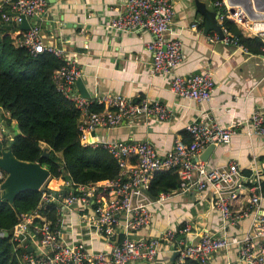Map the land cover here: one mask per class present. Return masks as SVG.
I'll return each mask as SVG.
<instances>
[{
	"label": "built area",
	"instance_id": "obj_1",
	"mask_svg": "<svg viewBox=\"0 0 264 264\" xmlns=\"http://www.w3.org/2000/svg\"><path fill=\"white\" fill-rule=\"evenodd\" d=\"M215 0L213 4L220 12L223 41L244 47L237 36L223 26L225 17L233 20L248 35H256L264 41V0ZM123 10L111 17L107 26L120 31L148 30L152 38L147 46L152 52L151 70L153 73L167 75L171 90L180 97L199 102L209 100L216 90L214 74L210 70L191 74L177 72L184 53L182 41L167 37L176 12L172 0H123ZM47 0H0L2 18L20 24L23 17L30 26L23 30L18 38L21 45L32 52L49 50L64 58V64L54 72L58 88L75 101L85 117L80 124L81 141L85 145L101 144L119 161L120 171L113 179L94 183H77L64 181L59 189L43 188L38 206L31 212L19 214L18 222L11 232V241L18 251L21 264H129L140 260L154 262L159 252V239L171 241L177 255L172 264H188L187 259H197L201 264H212L216 251L238 246L239 260L245 264L264 263V212L258 213L247 232L242 236L228 234V227L236 225L239 220L258 205L263 195V178L259 168L252 175V184L247 188L250 193L249 206L244 213H234L231 208L233 199L238 197L239 178L243 173L236 161L224 166L210 165L200 158V153L210 144L229 143L235 133V127L225 125L212 117H197L188 121L185 130L190 138L176 136L172 147L162 151L150 140L135 139H98L92 133L100 127H119L136 117L155 118L158 121L172 117L171 108L160 99L142 97L133 100L121 93L106 92L95 96H84L76 91L74 85L81 77L77 59L64 55L65 51L51 43H45L40 25L33 17L44 13ZM246 6V8L244 7ZM234 9V11H231ZM13 11V14L11 13ZM196 25V23H194ZM215 38H219L215 33ZM97 101L107 109L105 112L91 111L89 105ZM252 130L264 135V111H254L250 117ZM134 155L136 163H126L125 157ZM174 169L180 178L178 190L204 191L214 189L213 204L220 216L222 234L207 231L197 232L198 239H186L191 232L190 221L165 228L159 239L143 236L134 237L132 233L151 223L153 215L149 208L151 202L167 199L171 193H161L157 198L147 192L150 173ZM241 177V178H242ZM62 184V185H63ZM42 187V186H41ZM175 192V191H174ZM57 202L58 217L49 219L44 213L50 202ZM94 204L96 218L84 217L86 231L94 229L98 235L112 233L110 227L121 224L124 236L113 240L111 250H91L86 241L67 238L64 233L65 209L73 205L87 208ZM5 230L0 229V235ZM114 235V233H113ZM109 236V235H108ZM115 236V235H114Z\"/></svg>",
	"mask_w": 264,
	"mask_h": 264
},
{
	"label": "crops",
	"instance_id": "obj_2",
	"mask_svg": "<svg viewBox=\"0 0 264 264\" xmlns=\"http://www.w3.org/2000/svg\"><path fill=\"white\" fill-rule=\"evenodd\" d=\"M172 1L176 12L166 36L182 41L184 58L177 72L212 71L216 90L207 101L178 96L171 90L167 75L152 72L153 55L147 46L151 32L120 31L107 26L109 19L123 10V0H47L44 13L33 20L40 25L45 43L61 47L65 56L77 59L90 97L106 92L121 93L133 100L142 97L160 99L171 108L169 120L136 117L119 127L97 128L92 133L93 138L150 140L165 151L172 147L176 136L188 138L185 125L193 118L212 117L235 127L231 141L215 144L206 161L220 166L231 161L238 163L244 175L238 179L242 185L237 186L239 194L233 199L231 208L234 213L241 214L250 208L247 186L253 182L252 175L258 168L264 172V135L252 130L250 120L254 111H264V55L215 38L216 31L205 32V16L197 10L195 0ZM202 1L208 8L217 10L211 0ZM74 87L80 93L76 82ZM0 114L4 121L9 116L2 108ZM84 118L81 115V121ZM17 133L20 128L16 119H12L10 125L0 122V137L8 135L12 139ZM58 154L61 155V151ZM54 181L55 189H59L66 180ZM174 191L163 201L151 202V223L134 230L132 236L159 239L165 228L185 221L193 224L191 232L185 234L188 240L198 239L199 235L195 234L200 231L222 234L220 216L212 200L214 189ZM260 212H264V180L259 204L236 225L228 227V234L242 236ZM84 215L96 218L93 203L85 209L77 205L65 209L64 233L67 238L74 235L76 239L86 241L91 250H111L112 241L124 236L121 224L112 225V233L105 235H98L94 229L86 231ZM158 248L154 262L140 260L129 264H171L175 252L173 243L159 239ZM212 264L245 263L239 260L238 246L232 245L229 249L216 251Z\"/></svg>",
	"mask_w": 264,
	"mask_h": 264
},
{
	"label": "trees",
	"instance_id": "obj_3",
	"mask_svg": "<svg viewBox=\"0 0 264 264\" xmlns=\"http://www.w3.org/2000/svg\"><path fill=\"white\" fill-rule=\"evenodd\" d=\"M7 9V6L0 9V108L9 114L6 123L10 125L12 119H16L20 128L12 145L15 156L39 161L50 170V176L41 188L20 192L13 204L2 196L0 187V229L9 233L0 235V264H21L11 241V232L20 213L31 212L38 206L43 188L55 189L54 179L59 178L77 183L113 179L121 166L103 145L82 143L81 110L58 88L54 79V72L64 64V58L49 50L32 53L21 45L18 38L24 29L2 18L3 11ZM222 24L237 36L247 50L264 55L261 37L245 34L227 17ZM89 109L97 112L107 110L97 101H92ZM187 135L188 138H183L188 141L190 136ZM10 141L8 135L0 137V154ZM45 147L49 151L47 156H43ZM60 151L61 155L58 154ZM125 162L136 163L137 157L128 155ZM6 176L7 172L0 167V184ZM179 185L180 178L174 169L158 170L150 173L147 192L157 198L161 193H172ZM57 207L58 203L52 201L43 213L56 220ZM187 263L201 264L192 258H188Z\"/></svg>",
	"mask_w": 264,
	"mask_h": 264
},
{
	"label": "water",
	"instance_id": "obj_4",
	"mask_svg": "<svg viewBox=\"0 0 264 264\" xmlns=\"http://www.w3.org/2000/svg\"><path fill=\"white\" fill-rule=\"evenodd\" d=\"M232 3V0H227ZM250 4V0H244ZM197 10L205 16L204 31L210 30L216 31L220 38H223L222 25L219 22L220 12L207 7L206 3L202 0H195ZM246 8V6H244ZM247 9V8H246ZM234 11V9H231ZM13 14V11H11ZM19 26L22 29H27L30 26V22L26 17H23ZM76 85L80 93L84 96H90V93L85 87V81L79 77L76 80ZM14 137L11 139L7 147H3L0 154V167L7 172V176L0 184L2 190V196L9 200L12 204L15 203L16 196L27 189H39L45 183L50 176V170L45 165H42L39 161H30L20 159L13 153L12 145ZM215 144H210L204 150L201 159L207 160ZM49 151L45 147L43 156H47ZM8 231L5 230L4 235H8ZM177 255V251L174 252L173 260Z\"/></svg>",
	"mask_w": 264,
	"mask_h": 264
},
{
	"label": "rangeland",
	"instance_id": "obj_5",
	"mask_svg": "<svg viewBox=\"0 0 264 264\" xmlns=\"http://www.w3.org/2000/svg\"><path fill=\"white\" fill-rule=\"evenodd\" d=\"M2 118H3V116H2V114H0V122L5 123L6 121L2 120Z\"/></svg>",
	"mask_w": 264,
	"mask_h": 264
}]
</instances>
